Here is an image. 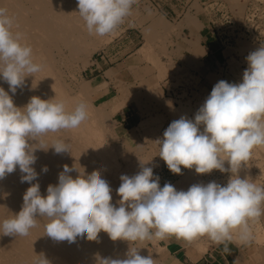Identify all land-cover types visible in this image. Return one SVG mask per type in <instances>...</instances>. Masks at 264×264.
<instances>
[{
  "label": "clouds",
  "instance_id": "1",
  "mask_svg": "<svg viewBox=\"0 0 264 264\" xmlns=\"http://www.w3.org/2000/svg\"><path fill=\"white\" fill-rule=\"evenodd\" d=\"M136 0H77L78 14L89 34L105 37L113 34L131 14ZM14 20L0 8V79L9 91L0 87V179L16 171L21 182L31 186L23 195L21 210L0 224L6 236H28L37 225V217L47 218L45 235L55 241L73 243L77 237L96 241L101 231L113 241L144 242L174 236L192 242L207 237L217 245L235 241L249 244L254 239L251 223L264 215V185L239 175L254 148L264 146V47L247 56L248 67L240 83L221 80L195 115L194 121L181 117L163 133L160 158L173 174L182 167L197 174L213 170L230 172L226 185L215 181L177 190L171 183L160 186L153 168L142 167L133 176L122 175L116 189L119 206L112 203V189L99 171L90 174L64 165L58 184L47 187L42 195L38 173L32 167L36 147L29 141L48 133L78 128L88 118L86 102L68 110L63 101L30 98L23 107L14 104L13 95L25 85L26 77L42 70L33 60V50L23 44L22 33L12 32ZM201 126L203 130L201 131ZM56 154L70 152V145L57 139L51 146ZM225 161L229 167H225ZM47 167L42 171L47 172ZM154 230V231H153ZM33 264H50L36 255ZM97 264H155L151 255L139 254L130 247L126 258L98 257Z\"/></svg>",
  "mask_w": 264,
  "mask_h": 264
},
{
  "label": "rangeland",
  "instance_id": "2",
  "mask_svg": "<svg viewBox=\"0 0 264 264\" xmlns=\"http://www.w3.org/2000/svg\"><path fill=\"white\" fill-rule=\"evenodd\" d=\"M65 1L72 4L74 15H78L75 16L84 25L85 21L77 13V0ZM241 1L226 0L225 4H221L218 0H136L131 14L113 34L99 37L89 34L87 30L88 35L86 37L85 34L83 43L90 47H84L82 43L79 45L80 51L63 48L57 53L56 65L69 93L75 97L77 95L78 99L80 93L82 97L86 94L79 100L88 101L91 112L102 114L109 121L103 139L112 154L102 161L98 158L94 161L113 187L117 189L120 186L122 175L133 176L131 172L136 165L138 168H153L161 187L171 183L178 191H187L193 184L211 182L204 180L194 169L182 174L170 172L159 156L160 145L157 141L163 139V133L171 122L181 117L194 121V113L204 104L202 98L210 95L216 83L221 80L242 82L243 73L248 67L247 56L264 47L257 39L248 42L229 35L232 20L242 21L241 10L243 7L245 10L247 4ZM207 33L209 36L205 35ZM212 37L214 39L210 40ZM201 41L202 47L215 43L217 48L209 53L213 54L211 58L217 57L220 65L228 67L223 70V66L220 67L217 73L212 71L214 75L208 77V81L199 75L200 66L203 65ZM178 84H184L183 89L193 91V99L190 96L188 100L178 102L175 97H169V86L178 91ZM189 95L183 91L184 97ZM260 148L264 146L253 149L239 175L241 178L250 176L257 185H264V150ZM225 167H229L227 161ZM119 170L123 171L122 174ZM225 173L223 180L215 182L226 185L231 173ZM189 175L192 178L186 180ZM250 224L254 234L251 243L264 249V225L260 218ZM158 241H137L133 245L137 247L141 243L155 264H163ZM180 241L199 252H206L214 244L207 237L192 242Z\"/></svg>",
  "mask_w": 264,
  "mask_h": 264
},
{
  "label": "bare ground",
  "instance_id": "3",
  "mask_svg": "<svg viewBox=\"0 0 264 264\" xmlns=\"http://www.w3.org/2000/svg\"><path fill=\"white\" fill-rule=\"evenodd\" d=\"M66 3L65 0H0V8L7 9L8 15L14 20L12 32L23 34L21 42L32 48L34 62L42 65L40 72L34 74L33 77H26L25 85L18 88L14 95L9 92L17 107L23 108L33 96L44 100L54 98L56 101H63L68 110H73L78 103L86 101L79 100L82 97L81 93L79 99L76 94L77 98L70 94L71 92L64 84L65 81L64 83L62 81L58 65H56V55L60 50L64 48L71 49L73 52L80 51L79 45L86 40V38L84 40L87 31L86 24L83 22V25L76 17L78 15H74L72 4ZM89 41L88 43L91 44ZM88 46L84 45V47ZM87 49L89 50V48ZM0 87L9 91L8 84L2 79H0ZM84 89L86 90L87 87ZM91 111V108H88L87 120L76 129L48 133L38 138L39 143L38 141H29L30 144L37 143L36 147L45 149L49 147L47 150L37 149L35 151L37 159L32 166L38 173V179L33 183H39L42 195H47L46 190L49 185L58 184V177L63 171L64 165L74 169L69 173L73 178L80 172L90 174L95 170L99 171L102 178L106 180L107 177H104L103 171L97 167L94 160L98 158L102 161L103 158L112 154L104 142L105 138L103 139L105 127L109 121L107 122V119L101 116L102 114L95 115ZM57 139L68 143L70 152L56 154L51 146ZM103 166L107 168L106 165ZM136 166V169H132L131 174L135 175L142 170V167ZM44 167H47V172L42 171ZM122 172L120 173L122 174ZM22 175L17 166L16 171L0 179V224L5 219L12 218L22 208L23 195L31 186L27 182H21ZM191 178L192 176L189 175L186 180ZM109 185L112 189V203L118 207L120 197L116 193V187H113L111 183ZM37 219L36 227L30 230L28 236H6L0 233V264H33L36 255L39 254H43L50 264H97L98 257L126 258L130 247L139 248L140 255L148 256L141 243L135 247L133 242L113 241L103 231L99 233L96 241L77 237L73 243L58 242L45 235L44 225L48 222L47 218L37 217Z\"/></svg>",
  "mask_w": 264,
  "mask_h": 264
},
{
  "label": "crops",
  "instance_id": "4",
  "mask_svg": "<svg viewBox=\"0 0 264 264\" xmlns=\"http://www.w3.org/2000/svg\"><path fill=\"white\" fill-rule=\"evenodd\" d=\"M205 35L209 36L208 33ZM211 35L213 36L212 33ZM201 36H203V31ZM212 39L214 38H210V40ZM202 43L203 41H201L200 47L203 48V65L200 66L199 75L208 81L207 78L214 75L212 71L217 73L223 65H220L221 63L217 60V57L211 58L213 54H209L216 50L215 43H212L209 47H202ZM210 58L213 60L211 61ZM260 221L264 225V215L260 217ZM157 243L162 250L163 264H264V249H260L255 243L239 244L233 240V242L227 244L228 252L223 251V244L217 245L216 243L209 246L206 252H199L174 236L160 240Z\"/></svg>",
  "mask_w": 264,
  "mask_h": 264
},
{
  "label": "built area",
  "instance_id": "5",
  "mask_svg": "<svg viewBox=\"0 0 264 264\" xmlns=\"http://www.w3.org/2000/svg\"><path fill=\"white\" fill-rule=\"evenodd\" d=\"M226 0H218L219 3L225 4ZM243 4H247L245 10L244 5L242 4L241 6L243 7L242 11V21L241 23L238 22L237 20H232L231 25H229L228 32L229 35L233 36H238L239 38L245 40V41H253V40H259L261 43L264 44V0H242ZM241 1V2H242ZM241 2H239L241 4ZM238 9V8H236ZM235 10V9H234ZM231 11V10H230ZM225 67L223 66L222 70ZM226 67L225 69H227ZM169 81L167 82V84ZM185 87L184 84H178V91H175V88L172 89L169 86L168 89V94L169 97H175L174 99L178 102H184V100H188L191 96V93L193 91L186 89H183ZM183 91L187 92V94H190L189 97H184L183 96ZM193 99V96H191ZM208 96H205L202 98V100L207 99ZM197 98V97H196ZM194 113V115H196ZM182 167V172L190 169H185ZM194 169V168H193ZM203 179L206 181H216V180H223L226 177V173H222L219 170H213L210 174H201Z\"/></svg>",
  "mask_w": 264,
  "mask_h": 264
}]
</instances>
